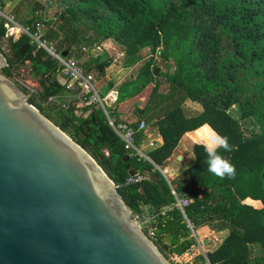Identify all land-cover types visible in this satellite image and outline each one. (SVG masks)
Here are the masks:
<instances>
[{
  "label": "trees",
  "instance_id": "trees-1",
  "mask_svg": "<svg viewBox=\"0 0 264 264\" xmlns=\"http://www.w3.org/2000/svg\"><path fill=\"white\" fill-rule=\"evenodd\" d=\"M64 1L66 8L57 14L61 22L58 28L48 17L33 16L26 25L32 32L48 25L44 38L58 40L59 52L71 45L68 58L73 57L74 50L108 38L123 44L126 54L136 60L148 47L150 57L142 65L133 90L136 94L155 83L151 105L141 111L151 122L148 108L153 105L158 119L152 125L164 140L149 151L148 157L163 165L185 133L207 124L208 128L195 135V162L170 183L151 160L126 149L102 107L79 106L78 99H67L70 92L58 79L60 62L44 47L32 43L27 34L17 39L8 37L11 55L3 52L9 63L3 71L15 77L20 65L30 61V75L41 89L29 102L121 185L119 191L133 213L155 216L145 230L168 257L183 254L197 243L177 205L172 184L179 197L189 200L185 213L195 230L204 225L228 230L222 242L202 257V264H264V0ZM6 34L0 19V50ZM27 43L31 47L22 54ZM157 56L167 68L173 64L174 71L158 73ZM90 66L87 64L86 70H91ZM163 81L169 84L166 94L160 92ZM187 98L200 103L203 111L186 115L182 104ZM74 101L78 102L74 105ZM233 106L238 107L241 119L254 123L250 133L231 113ZM140 121H144L142 115ZM213 132L227 137L234 148L219 149V154L235 166L234 179L221 180L207 172L203 143ZM144 136L143 130L136 132L138 145ZM127 164L155 172L158 178L126 184L130 178Z\"/></svg>",
  "mask_w": 264,
  "mask_h": 264
},
{
  "label": "water",
  "instance_id": "water-1",
  "mask_svg": "<svg viewBox=\"0 0 264 264\" xmlns=\"http://www.w3.org/2000/svg\"><path fill=\"white\" fill-rule=\"evenodd\" d=\"M8 65L0 50V264H175L135 219L121 185L29 102L39 89L8 76ZM126 167L130 177L158 178Z\"/></svg>",
  "mask_w": 264,
  "mask_h": 264
},
{
  "label": "crops",
  "instance_id": "crops-1",
  "mask_svg": "<svg viewBox=\"0 0 264 264\" xmlns=\"http://www.w3.org/2000/svg\"><path fill=\"white\" fill-rule=\"evenodd\" d=\"M120 46L121 43L115 41V39L113 38L103 40L101 44H99L96 48L100 49L97 51L99 53H97V55H94L93 58L90 59L91 61L87 60L85 62L86 65H91V70L87 71H91L94 74L96 89L98 91L99 88L100 94L103 96V99L106 102L105 107L110 114L116 116L117 119L121 121L129 123L139 121V117L142 115V119L147 123V128L143 130L145 132L144 139L148 140V144L146 146H148L149 151H151L154 147L162 145L164 140L157 126L152 125V123L158 119V115L153 112V105L148 108V114L152 115L153 118L151 122H147V120L149 119L148 117L143 116L141 108H146L151 105L150 99L153 93H151L150 91V94L146 89L150 85L155 86V83L148 84L143 90L135 94L136 91L132 90L130 87L134 85V81L136 80L141 67L138 69V72L136 74L135 70L137 66L127 64V60L121 59L122 56L126 55V52ZM94 59H98V61L93 62L92 60ZM102 63H105V65L107 66L105 67V65H103ZM94 67H98L97 69L99 71ZM168 90L169 88H166L165 91H162L160 88V92H162L163 94H166ZM165 104L166 102L163 103V105ZM194 104H197L198 108L193 107ZM182 106L184 108V112L188 116H192L203 111V106L200 103L189 98H187L183 102ZM192 111H195V113ZM136 124H138V122ZM208 126L209 125L206 124L195 131H189L185 133L181 137L172 156L169 157L163 165H159L156 163L157 165L164 168L165 171L163 170V174L170 183L195 162L196 156L193 151V147L194 144L198 141L197 139H195V135L200 129L208 128ZM151 142H154V145H151ZM141 146H143V142L140 143V147ZM153 164L156 167L155 162ZM197 230H199L202 235H205L207 233H214L215 235H217V232H215V230H212L208 225L201 226ZM226 235L227 234H222L223 238ZM203 242L204 244H207L208 251H211L217 247H212L213 241H211L210 238L205 239Z\"/></svg>",
  "mask_w": 264,
  "mask_h": 264
},
{
  "label": "rangeland",
  "instance_id": "rangeland-1",
  "mask_svg": "<svg viewBox=\"0 0 264 264\" xmlns=\"http://www.w3.org/2000/svg\"><path fill=\"white\" fill-rule=\"evenodd\" d=\"M0 4L3 5L5 12L12 13L15 16L16 20L22 25H25L26 20L33 17V16H35L37 18H43V19L48 17V18L53 19V26L57 27V28L61 24L59 18L57 17V14L60 13V11L64 10L66 8V5H67L64 0H0ZM38 5H42V6L39 7ZM47 27H48V25H41L40 26V30H41V33L43 35H44ZM8 31L10 32V29L9 30L7 29V34H10ZM13 37L15 39H17L19 37V34L16 33ZM7 39H8V36H6L5 43L1 44V51L7 55H11V49L7 44V42H8ZM102 41H100L99 43L94 44V45L86 46L85 47L86 49H84V47H83L81 50H74L72 58L75 61H78L80 64H82V66L86 70L85 62L87 60H90L91 58H93V56L97 55V53H99L97 51L100 49H96V48L99 44H101ZM49 42H51V41H49ZM51 44H53L56 49H59L58 40L52 41ZM120 47L123 50H125V46L123 44H121ZM149 52H150L149 48L147 47V48H144L138 54L140 59L136 60L135 57L128 56L127 54L122 56L121 59L127 60L126 61L127 64H130L133 66L136 65L137 68L135 70V73L137 74L138 69L140 67H142L141 65H143L145 63V61H147L149 59V57H150ZM157 60L159 63V68H158L159 70L157 71L158 73L159 72L164 73V72H173L174 71L175 68H174L173 64H172V68H167V66H165L164 62L162 61V59L159 56H157ZM30 68H31L30 61H27L25 64L20 65V67L16 73V76L22 78L24 81H26L27 83H29L33 87H36L40 90L41 86H40L39 82L30 75ZM161 80H163V77L161 78ZM94 83H95V80H94ZM134 86L135 85H133L130 88L133 90ZM152 87H154V86L150 85L146 90L149 91V93H150V91L152 93ZM166 88H169V84L167 82L163 81V83L161 85V90L165 91ZM98 93L103 99V96L100 94L99 88H98ZM147 95H148V93H147ZM70 98H74V97H72V95L69 94L67 96V99H70ZM103 101H104V99H103ZM105 103L106 102L104 101V104ZM168 104H169V102H168ZM80 106H83V105H80ZM193 107L198 108L197 104H194ZM81 112L82 111H79V113H81ZM192 112L195 113V111H192ZM231 113L240 120L244 130L247 133H250L251 130L255 129V125L250 119H241L240 118V114H239V110H238L237 106H233ZM142 142H143V146L139 147V149L145 155H148L149 147L146 146L148 144V140L144 139ZM138 146H140V145H138ZM157 169L160 170L162 173H164V171H165L162 166L157 167ZM170 177H172V176H170ZM253 203L255 205L259 206V202L253 201ZM215 232H217V235H215L214 233H211V234L207 233L205 235H202L199 232V230H195V232H193L192 235L196 239L197 243L194 246H192L187 252H185L183 254L173 253L170 257L171 260L174 263H180V264H202V262H203L202 257H204L208 251L207 250L208 246H207V244H204L203 241L205 239L210 238L211 241H213L212 247L218 246L221 243V240L223 239L222 234L223 235L227 234L228 230H223V231L222 230H215ZM207 264H210V262H207Z\"/></svg>",
  "mask_w": 264,
  "mask_h": 264
},
{
  "label": "built area",
  "instance_id": "built-area-1",
  "mask_svg": "<svg viewBox=\"0 0 264 264\" xmlns=\"http://www.w3.org/2000/svg\"><path fill=\"white\" fill-rule=\"evenodd\" d=\"M0 19H3L6 28L8 30L10 29V32L8 31L10 34H6V36L10 37L18 33L20 37L22 34H27L30 36L32 43H36L39 46L49 49V53L58 59L62 66L58 73V79L70 92L72 97L78 99L80 105L84 106L88 104H98V106L102 107L107 116L108 123L123 140L126 149L130 150L133 154H139L141 157L143 156L146 159L151 160L139 149L140 146H138L135 140L136 132L138 130H145L147 128V123L145 121H140L138 123V129H136L133 123L121 121L117 119L116 116L110 114L105 107L102 97L99 95L96 89L94 83V74L91 71L85 70L82 64H80L78 61H75L73 58L62 57L54 45L44 38V35L41 33L40 26L38 27L37 31L32 32L28 25L20 24L12 13L5 12L2 4H0ZM84 49L86 48L84 47ZM151 145H154V142H151ZM156 167H159V165L156 164ZM150 177L151 176L149 175L141 174L139 176L130 177L129 180L137 183L144 179H149ZM171 187L172 193L177 197L178 207L182 210L192 229V232H195L193 224L185 213V205L188 204L189 200L179 197L172 185ZM134 217L145 228V226L150 225V221L155 216L134 213Z\"/></svg>",
  "mask_w": 264,
  "mask_h": 264
},
{
  "label": "clouds",
  "instance_id": "clouds-1",
  "mask_svg": "<svg viewBox=\"0 0 264 264\" xmlns=\"http://www.w3.org/2000/svg\"><path fill=\"white\" fill-rule=\"evenodd\" d=\"M207 154V172L213 176L223 179H234L236 176L235 166L224 156L219 154V149L233 151L234 148L228 143V138L213 132L203 143Z\"/></svg>",
  "mask_w": 264,
  "mask_h": 264
}]
</instances>
